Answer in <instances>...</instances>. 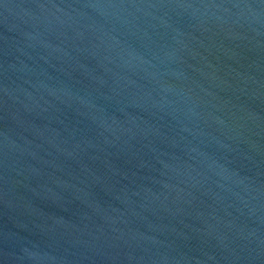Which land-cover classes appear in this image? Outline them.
Returning a JSON list of instances; mask_svg holds the SVG:
<instances>
[{
    "label": "water",
    "instance_id": "water-1",
    "mask_svg": "<svg viewBox=\"0 0 264 264\" xmlns=\"http://www.w3.org/2000/svg\"><path fill=\"white\" fill-rule=\"evenodd\" d=\"M0 264H264V0H0Z\"/></svg>",
    "mask_w": 264,
    "mask_h": 264
}]
</instances>
